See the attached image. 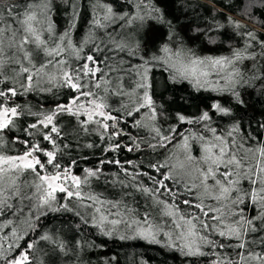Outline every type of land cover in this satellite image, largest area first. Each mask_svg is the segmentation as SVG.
<instances>
[{"label":"snow or ice","instance_id":"snow-or-ice-1","mask_svg":"<svg viewBox=\"0 0 264 264\" xmlns=\"http://www.w3.org/2000/svg\"><path fill=\"white\" fill-rule=\"evenodd\" d=\"M64 2L68 3L69 0ZM72 2L74 4L75 0ZM218 2L219 0H212L210 10L214 15L215 5ZM19 7L20 5L14 0H0V23L4 22L6 14L19 25V28L14 30L10 26L0 27V86H2L0 87V149L9 142L7 139L9 134H11V143L23 145V150L16 155H7L0 151V215L5 211H10L13 215L17 212L23 215L27 207L30 212L36 214L35 220L38 222L40 217L48 212L62 210L71 212L73 209L69 205L73 200L77 203L84 200L91 201V204L85 205L88 208H92L95 204L103 205L104 202L97 196L85 195L83 192V186L88 185L91 178H99L101 169L84 168V175L80 176L73 173V167L77 165L75 159H72L71 164L67 166H63L58 159L62 155L61 145L63 149L71 147V133L59 126V117L63 115L74 117L77 130H82L84 133L91 131V125L98 126L101 130L100 139L113 141L104 149L105 152L118 151L122 147H127V151L131 152L134 150L132 146L124 145L119 141L120 137L128 135L119 127L122 122L127 123L124 120L126 115L134 119L135 127L149 129L152 135L151 141L147 142L148 148L154 151L167 150L173 145L179 149L183 157L178 159L176 164H170L168 158L163 162L149 164V167L163 178L149 177L156 185L155 188L143 185L136 187V191L154 198L157 205L163 206L164 215L174 218L173 223L176 229H179L177 239L182 241L179 245L182 254L188 257H201L208 255L202 250L205 246L211 249L232 247L243 250L237 252L238 261L217 256L213 264H251L253 261L256 264H264V255L248 250L249 245L253 243L264 246V235H261L264 233V139L256 134L264 130V120L257 121L255 133L242 134V123H234L226 133H218L217 128L212 127L213 115L231 116L232 109L224 107L219 100H213L211 105H205L204 110H200L199 105H195L197 114L186 115L182 111H177L174 117L176 123L164 131L156 122L165 115L167 109L164 103L158 105L154 99L151 77L153 69L161 66L169 72V82L173 86L187 81L196 92L203 90L218 94L227 93L237 105L246 108L247 102L243 99L240 89L246 90V87H252L256 81H264V66L259 69V75L253 71L251 77H246L237 65L244 60L256 59L253 54L245 55L248 49L253 47L254 42L259 43L262 49L261 55L264 56V40H258L253 32H247L248 43L243 52L234 50L231 57H200L191 49L185 52L182 39L181 47L173 50L179 35L178 16L169 19L168 13L156 5L146 6L148 10L141 14V4H137L134 15L127 12L120 14L111 5H107L102 18L93 17L92 27L106 28L107 25L102 21L111 23L115 20L126 21L127 25L136 24V27L132 33L125 34L123 39H112L111 44H105L103 48L93 43L89 54L82 57L81 53L90 41L86 39L82 44L73 43L70 33L76 26L74 20L59 36V42L53 39L55 32L50 15L53 8L52 0H39L38 3L36 0H29L24 5L22 13L17 12ZM228 22L237 29L243 27L231 17H228ZM45 24L46 28L38 27ZM161 27L168 29L167 41L156 49L153 44ZM5 31L12 33L9 48L22 52V59L27 61V65L16 58L15 53L5 59L3 47ZM199 31L200 29H196V32ZM42 32L48 33L46 39L42 38ZM49 40L52 41L51 44ZM210 42L216 41L210 38ZM170 43L172 47L169 46ZM26 45H34V49L26 50ZM107 52L127 53L130 57L138 58L139 63L129 65L127 70L129 75L135 74L139 78L133 93L125 92L122 77L112 75L123 69L108 63L112 57L106 55ZM40 53L48 59L42 63H34V58ZM64 53L73 56L77 62L83 60V63H77L72 67L67 60L56 59ZM101 56L103 59H100ZM9 63L20 65L13 77L7 76L4 72L5 66ZM53 63L58 66L56 75L48 73V68ZM120 63L123 64L122 59ZM253 67L255 68V65ZM45 75L49 77L50 83L55 82L59 87L67 88L74 95H70L66 103H57L53 108L42 111H33L31 107L15 102L18 96L35 90L40 79ZM212 77L217 79L213 80ZM164 89L168 90L167 83ZM135 90L139 92L136 93ZM133 94L136 95V99L131 108L127 104L121 105V108H114L109 103L112 97ZM195 99V97H180L177 101L173 98L172 103L193 106ZM122 109L123 115L120 114ZM143 109H147L143 113L147 123L134 118L135 114H140ZM28 117L35 119L28 122ZM181 125H191L201 128L202 131L182 132L179 130ZM178 137L179 141L173 144ZM65 139H69V143H64ZM131 139L135 149L139 150L141 145L136 137ZM42 141L51 145V148L43 146ZM194 142L200 145L199 156L192 155ZM245 144L248 146L245 147ZM87 147L92 148L94 145L88 144ZM115 163L120 162L117 160ZM163 169H167V172L162 171ZM25 173L34 178L32 184L25 185L28 188L34 187L35 193L31 195L24 192L18 184ZM138 175H148V173H136L133 179ZM166 181H172L177 190L173 191V188L165 183ZM242 181L248 182L247 189L241 187ZM181 184H183V192L179 190ZM57 193H64L63 199L67 203L59 204ZM164 194L170 195L173 201L181 196L188 197L183 199V204L198 210V213L181 215L178 204H169L159 199V195ZM192 197H195L197 202L194 203ZM13 199H18L21 204L26 200L28 204L14 205L11 202ZM207 200L214 201L215 205L219 206L206 204ZM249 203L257 209L256 215H245ZM95 212L99 214V222L94 226L99 228L102 235L111 236L115 227L125 222L120 219H108L101 212V208H95ZM176 217L178 219H175ZM95 219L94 216L93 220ZM11 223L8 221V224ZM24 223L29 229L35 230L36 225L31 219H26ZM106 224L111 225L112 228H107ZM133 224L141 225V222L132 220L127 226L132 227ZM142 225L147 227L141 226L137 234L152 242H158L147 215L143 218ZM250 234H256L255 238L247 239ZM12 235L16 240L24 239V235H18L15 229ZM166 235L171 239L170 233ZM213 236L221 239H212ZM52 239L47 234L40 237L43 241ZM224 240L236 241V243L226 245ZM35 246V241L28 243L27 249L11 259L7 258L8 250L0 246V261H4V264H32L30 252ZM9 247L12 248L13 245ZM14 247L20 245L15 244ZM59 247L63 250L64 246L60 244ZM212 254L215 255V252Z\"/></svg>","mask_w":264,"mask_h":264},{"label":"trees","instance_id":"trees-1","mask_svg":"<svg viewBox=\"0 0 264 264\" xmlns=\"http://www.w3.org/2000/svg\"><path fill=\"white\" fill-rule=\"evenodd\" d=\"M14 2L20 5L17 12L22 13L24 5L29 0H14ZM36 2L38 3L39 0H36ZM52 4L53 8L50 15L55 32L53 39L59 42V36L68 29L69 24L74 20L76 26L70 33L73 43L82 44L86 39L90 41L85 45L84 52L81 53L82 57L89 54L93 43L103 48L105 44H111L112 39H123L125 34L132 33L136 27V24L127 25L126 21L120 20H115L111 23L102 21L107 25L106 28L92 27L91 21L93 17L99 16L102 18L107 5H111L120 14L127 12L130 15L136 13L137 4H141V14L148 10L146 6L156 5L168 13L169 19L178 16L180 18L177 25L179 35L176 38L173 50L175 51L181 47L180 41L182 39L185 52L191 49L195 55L200 57H231L234 50L243 52L248 43L247 32H253L258 40H264V0H219L215 5V15L210 10L212 0H143V3H141V0H127V2L126 0H75L74 4L72 0H69L68 3H65L64 0H52ZM228 17L243 25V27L235 28L233 24H229ZM220 25H223V27H218ZM9 26L13 30L19 28V25L5 14V20L0 23V27L8 28ZM38 27L46 28L47 25ZM196 29H200V31L196 32ZM167 35L168 29L166 27L159 28L153 47L158 49L161 44L167 41ZM47 36V32H42V38L46 39ZM7 38H12L11 31H5L3 39ZM210 38L216 42L211 43ZM51 43L52 41L49 40V44ZM169 46L172 47L173 45L170 43ZM29 49H34V45H29ZM261 51L259 43L254 42L253 47L249 48L245 55L253 54L256 59L254 61L244 60L237 65L241 72L245 73L246 77H251L253 71H256L257 75L260 74L259 69L264 66V56L261 55ZM105 54L112 57L108 61L109 64L122 67L123 69V71L112 73V75L114 77H122L125 92L133 93L139 78L135 74L129 75L127 70L129 65L139 63L138 58L130 57L127 53L107 52ZM38 58H42L44 62L48 59L40 53L35 57L36 61L33 60V62L37 63ZM61 58L67 60L72 67H75L77 63H83V60L77 62L68 53H64L56 59ZM100 59H103V56ZM121 59L123 60L122 65L120 63ZM21 62L27 65L26 61L21 60ZM254 65L255 68L253 67ZM101 66L103 67V65ZM19 67L20 65L9 63L5 66L4 72L7 76L13 77ZM57 71L58 66L52 71L51 75H56ZM151 77L155 93L154 99L158 105L164 103L167 109L165 115L156 122L157 126L164 131H167L170 126L176 123L174 117L177 111H182L186 115L197 114L198 110L195 105H199V109L204 110L205 105H211L213 100H219L224 107L232 109L231 116L213 115L212 127L217 128L218 133H226L234 123L243 124L242 134L255 133L257 121L264 120V92H262L264 81H256L252 87H246V90L240 89L243 99L247 102V107L244 108L237 105L231 95L227 93L218 94L203 90L196 92L187 81L173 86L169 82V72L161 66H156L153 69ZM212 79L215 80L217 78L212 77ZM166 83L168 84L167 91L164 89ZM47 89H51V91H47ZM135 91L136 93L139 92V90ZM70 95L74 94L70 93L67 88L59 87L55 82H40L35 90L18 96L15 98V102L31 107L33 111H42L53 108L57 103H66ZM180 97H195V103L193 106L172 103L173 98L178 101ZM135 99V94L131 96L125 95L124 97H112L109 103L114 108H121V105L124 104L131 108ZM146 111L147 109H143L140 114H135L134 118L145 120L143 113ZM120 114L123 115V109ZM34 119V117H28L27 121L32 122ZM124 120L127 123L122 122L119 127L128 135L120 137L119 141L124 145L132 146L134 150L129 152L127 147H122L118 151L105 152L104 149L112 144L113 141L101 140V130L98 126L91 125V131L84 133L82 130H77L74 117L67 115L59 117V126L71 133V147L70 149H63V145H61L62 155L58 159H60L63 166L70 165L72 159H75L77 165L73 167V173L80 176L84 175V168L101 169L99 178H91L89 184L83 186V192L85 195H95L104 202L103 205L95 204L93 206L94 208H101V212L104 215L129 222L137 220L141 222V225L143 218L147 215L153 229H159L162 226L161 223L167 217L164 215L165 209L163 206L157 205L154 198L136 191V187L143 185L155 188L156 185L149 177L155 176L156 179H162L163 177L155 173L149 167V164L163 162L166 158L171 164L172 155L177 148L173 145H170L167 150L158 149L154 151L148 148L147 142L151 141L152 135L149 129L135 127L132 117L125 115ZM144 122L147 121L145 120ZM179 130L182 132L185 130L188 132L202 131L201 128L191 125H181ZM256 134L261 139H264V130ZM131 137H136L137 142L140 143L141 147L139 150L135 149ZM7 139L9 142L0 149L4 154L16 155L23 150V145L11 143V134H9ZM178 141L179 137L173 144ZM64 143H69V139H65ZM249 143L254 142L249 141ZM42 144L49 149L51 148V145L47 144V142L42 141ZM88 144H93L94 147L89 148L87 147ZM247 146L245 144V147ZM192 155H200L198 142L192 144ZM117 160L120 162L119 164L115 163ZM101 161L105 162L101 163ZM162 171L167 172V169ZM136 173H148V175H138L136 179H133V175ZM27 176H30V174L25 173L21 180L23 181ZM165 183L169 184L173 191L177 190L172 181H166ZM241 187L247 189L249 187L248 182L242 181ZM32 189L22 188L24 192L30 195ZM179 190L183 192V184L179 185ZM64 196V193H57L59 204L67 203L63 199ZM184 198L188 197L181 196L173 201V198L168 194L159 195V199L167 201L169 204H178L181 215L198 213V210L188 208L183 204ZM192 199L194 203L197 202L195 197H192ZM11 202L17 206L28 204L26 200L21 204L18 199H13ZM91 203L88 200L79 203L73 200L69 205L73 209L71 212L63 210L48 212L46 215L41 216L38 222L35 220L36 214L30 212L27 207H25L23 215L19 212L13 215L10 211H5L3 215H0V246L8 250L6 253L7 258L11 259L27 249L28 243L35 241L36 246L30 252L32 264H213L217 256L238 261L237 252L243 251L232 247L211 249L205 246L202 250L208 255L188 257L182 254L179 245L175 242H169L163 239L162 236H159V239L156 240L158 242H152L140 237L133 228L121 234L113 233L111 236H105L101 234L99 228L94 226L96 222L79 210L80 206ZM206 204L215 205V202L207 200ZM256 214L257 209L249 203L245 215L253 216ZM26 219H31L36 225L35 230L28 228V225L24 223ZM8 221L12 223L8 224ZM4 225L7 226L5 227ZM13 229L16 230L18 235H24V239L16 240L12 235ZM25 233L27 234L25 235ZM45 234L53 239L51 241L40 240V237ZM255 235L250 234L247 239L252 240ZM261 235H264V233H261ZM121 237L124 238L121 239ZM212 239L220 240L221 238L213 236ZM223 242L226 245L236 243V241L228 240ZM15 244H19L20 247H14ZM60 244H63V250L59 247ZM10 245H13V247L10 248ZM248 250L264 255V246L259 244H250ZM213 252H215V255L212 254ZM0 264H4V261H0ZM251 264H256V262L253 261Z\"/></svg>","mask_w":264,"mask_h":264},{"label":"rangeland","instance_id":"rangeland-1","mask_svg":"<svg viewBox=\"0 0 264 264\" xmlns=\"http://www.w3.org/2000/svg\"><path fill=\"white\" fill-rule=\"evenodd\" d=\"M12 38H7V39H3V47H4V50H5V59H8L9 57H12L13 53H15V57L16 58H19L20 60H23L22 57H23V53L22 52H17L16 49L14 48H9V44L11 42ZM17 43H18V40H17ZM25 49H29V45H26L25 46ZM62 59V58H61ZM34 60L36 61V59L34 58ZM27 62V61H26ZM44 62V60L42 58H38L37 60V63H42ZM56 69V66L55 65H52L48 68V73L51 75L52 71ZM49 81V77L47 75L43 76L42 79H40V82H48ZM145 121V120H144ZM147 123V122H145ZM182 155L179 151V149H176L174 154L172 155V160H171V164H176L178 162V159H182ZM34 182V179L32 178V175L30 176H27V178H25L23 181L20 180L18 181V184L21 186V188H25V185H29V184H32ZM28 188V187H26ZM35 193V189L33 187L32 189V193L33 194ZM34 203H35V200H33ZM79 210L82 214H84L85 216L89 217L92 221L98 223L99 222V214H97L95 212V208L92 207V208H88L86 206H80L79 207ZM95 216V220H93V217ZM108 219H119V218H109ZM173 217H169L167 216L163 222L161 223L162 226H160L161 228L159 229H153L152 230L155 232L156 234V240L159 239V236L163 237V239L169 241V242H172V243H176L178 245H180L182 243V241L178 240L177 239V233L179 232V229H176L174 223H173ZM175 219H178V217H176ZM122 220V219H120ZM122 221H125V222H122L121 224H119L118 226L115 227V229L113 230V233H116V234H121V233H124L126 231H129L130 229H134L137 233L138 231H140L141 229V226L143 227H147L145 225H137V224H133L132 227H128V223H131L127 220H122ZM107 228L111 229L112 226L111 225H105ZM166 233H170L171 234V239L169 238L168 235H166ZM141 237V236H140ZM143 238V237H142ZM147 240H150V239H147Z\"/></svg>","mask_w":264,"mask_h":264}]
</instances>
